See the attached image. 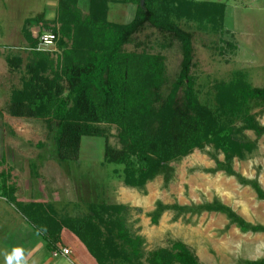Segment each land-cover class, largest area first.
Segmentation results:
<instances>
[{"label":"trees","instance_id":"1","mask_svg":"<svg viewBox=\"0 0 264 264\" xmlns=\"http://www.w3.org/2000/svg\"><path fill=\"white\" fill-rule=\"evenodd\" d=\"M78 1L59 0L53 23L45 21L44 16L24 23L22 34L31 60L25 66L22 88L12 93L8 114L45 121L55 134L60 164L78 161L84 138L104 137L106 129L101 127H115L121 149L105 145L104 159L122 167L124 184L130 188H143L166 174L170 163L206 147L224 155L225 161L217 162V170L237 176L232 169L234 158L244 160L256 146L245 139L244 133L264 136V126L252 114L254 109H264V88H253L244 74L235 73L229 82L214 85L213 107L201 104L191 73L195 66L192 37L179 26L183 21H211L221 29L226 5L193 0L120 1L137 8L134 19L120 25L109 21L107 0H89L87 16L78 9ZM40 25V34L57 36L59 56L55 61L49 52L35 51L39 41L33 38L31 28ZM148 27L180 44V73L169 86L161 54L125 50L131 45L142 48L136 38ZM7 63L13 71L22 67L18 57H8ZM10 178V173L0 174V196L9 205L18 206L49 252H58L66 243L80 264L85 254L82 249L97 264H142V240L126 226V207L93 206L81 220L58 218L49 205L18 200V190L9 184ZM253 186L264 200L260 187ZM166 209L160 205L153 217L155 223ZM174 209L185 210L178 206ZM201 211L227 215L242 232L264 233V227L249 226L231 209L217 203L203 206ZM64 232L68 233L62 237ZM145 260L148 264H200L182 243H175L171 250L152 252ZM246 264H264V259Z\"/></svg>","mask_w":264,"mask_h":264},{"label":"rangeland","instance_id":"2","mask_svg":"<svg viewBox=\"0 0 264 264\" xmlns=\"http://www.w3.org/2000/svg\"><path fill=\"white\" fill-rule=\"evenodd\" d=\"M0 1L5 7L0 10V174L10 173L9 184L17 188L18 200L49 205L58 218L78 220L87 216L93 206L126 207V226L134 237L142 240V264H148L145 259L150 253L171 250L175 243L190 249L200 264H246L264 259V233L242 232L227 215L201 211V207L217 203L231 209L249 226L264 227V200L253 186L257 184L264 193V136L257 138L251 131L244 133L245 139L256 146L244 160L234 158L232 169L237 176L217 170V162L225 161L224 155L206 147L170 163L166 174L147 182L143 188L127 187L122 167L104 159L106 146L121 149L117 129L105 126L101 127L106 129L104 137L82 140L78 161L60 164L55 134L45 121L13 118L7 111L13 91L22 88L25 66L31 60L30 52L22 50L19 37L22 27L27 20L50 16L53 11L48 2H57L54 8L58 14L59 0H37L20 6L21 10H10L7 0ZM107 1L110 22L127 25L134 19L136 6L120 3L128 0ZM193 1L222 3L227 7L221 29L211 21L179 23L192 37L195 66L191 73L196 79L200 103L213 107L214 85L229 82L235 73L244 74L253 88H264V0ZM85 7L90 8L89 0H79L78 9L87 16L89 11L83 10ZM15 30L18 36L12 34ZM136 39L143 44L142 48L131 45L125 50L161 54L168 86L173 83L182 62L180 44L151 27ZM47 51L54 61L59 56L56 45ZM8 57L21 58L22 67L13 71L8 66ZM163 92L167 95L166 88ZM252 114L264 126V109H254ZM160 205L167 209L157 215L155 223L153 217ZM177 206L185 210L174 209ZM23 221L22 228L36 232L23 219L18 206L9 205L0 196V241L8 235H22L19 224ZM66 250L67 254L59 249L52 254L69 256L71 249ZM46 251L44 259L48 258ZM82 251L83 264H97L87 250Z\"/></svg>","mask_w":264,"mask_h":264},{"label":"crops","instance_id":"3","mask_svg":"<svg viewBox=\"0 0 264 264\" xmlns=\"http://www.w3.org/2000/svg\"><path fill=\"white\" fill-rule=\"evenodd\" d=\"M34 1L37 0H7V4L9 5L10 10L12 9L21 10L20 6L24 7L25 4H29ZM48 3L53 12L50 14V16L45 17V21L49 23H53L57 19V12H56L57 10L54 8L55 5L57 6V2H48ZM3 7L4 6L0 1V10H2ZM83 10L89 11L87 7H85V9ZM41 28L42 25L32 26L31 33L34 39H35V33L41 30ZM12 34L18 36L16 30ZM7 35H9V33L5 34V36ZM19 37H20V42L23 45L22 50L30 52L28 48V44L24 39V37L22 36V33L20 34ZM8 42L9 40L6 43ZM24 222L25 221L19 224L20 225L19 227L23 226ZM20 230L22 235L20 233L14 235H8V238L6 240L0 241V264H80L77 261V257L75 253H73V251L69 256L59 254L58 257H54L52 252L46 251L48 258L44 259L43 257L46 247L42 242L41 238L29 228L24 229L21 227ZM61 245L63 247H59L58 248L59 250L64 248H70V246H68V244L66 243ZM59 253L61 252L59 251Z\"/></svg>","mask_w":264,"mask_h":264},{"label":"built area","instance_id":"4","mask_svg":"<svg viewBox=\"0 0 264 264\" xmlns=\"http://www.w3.org/2000/svg\"><path fill=\"white\" fill-rule=\"evenodd\" d=\"M35 39H38L39 43L35 51L37 52H48L50 48H52L57 40V36L51 32H43L40 34V30L35 33ZM64 254H67V250H63ZM57 256V253H55Z\"/></svg>","mask_w":264,"mask_h":264},{"label":"clouds","instance_id":"5","mask_svg":"<svg viewBox=\"0 0 264 264\" xmlns=\"http://www.w3.org/2000/svg\"><path fill=\"white\" fill-rule=\"evenodd\" d=\"M64 249H65V248H64ZM64 249H61V250L63 251Z\"/></svg>","mask_w":264,"mask_h":264}]
</instances>
